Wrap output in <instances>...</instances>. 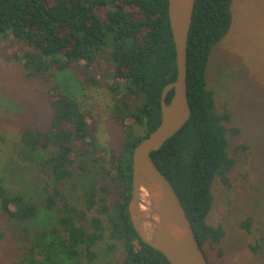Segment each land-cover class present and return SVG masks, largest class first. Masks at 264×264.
Listing matches in <instances>:
<instances>
[{"label": "trees", "instance_id": "obj_1", "mask_svg": "<svg viewBox=\"0 0 264 264\" xmlns=\"http://www.w3.org/2000/svg\"><path fill=\"white\" fill-rule=\"evenodd\" d=\"M233 1L195 0L186 58L191 116L151 153L176 192L201 248L219 247L225 235L223 226L209 223L208 218L215 186L230 188L236 164L228 135L238 131L230 127L226 106L221 113L216 111L207 86L210 53L230 30ZM0 34L26 46L15 59L27 79L50 82L66 72L85 90L106 87L109 115L121 127L117 145L98 150V115L83 107L72 94V85L65 89L60 79L50 85V126L21 130L15 141L31 152L46 153L38 164L44 175L43 203L46 211L56 214L57 223L42 237L36 234L17 246L11 264H100L102 255L108 257L104 264H169L140 240L127 211L133 148L158 126L160 93L176 78L167 0H0ZM103 57L110 69L101 76ZM171 95L172 90L167 102ZM235 150L247 153L249 147L236 145ZM90 154L96 165L88 174L81 159ZM4 179L1 174L0 221L35 218L38 207L21 195H8ZM239 227L250 234L251 219ZM5 238L0 223V242ZM247 247L254 254L260 248ZM217 253L222 255L220 248Z\"/></svg>", "mask_w": 264, "mask_h": 264}, {"label": "rangeland", "instance_id": "obj_2", "mask_svg": "<svg viewBox=\"0 0 264 264\" xmlns=\"http://www.w3.org/2000/svg\"><path fill=\"white\" fill-rule=\"evenodd\" d=\"M231 10L230 30L210 53L207 86L213 92L216 111L221 113L226 106L231 113L230 127L238 131L228 135L229 151L236 164L230 173V188L215 186L208 218L209 223L221 224L225 235L219 247L212 249L205 245L203 252L208 264H264V0H234ZM18 42L0 34V175L5 177L8 195H21L39 211L32 220L0 221L6 232L5 240L0 242V264H11L17 246L30 242L36 234L42 237L57 223L56 214L46 211L43 203L44 175L38 164L46 153L31 152L15 141L21 130H43L50 126L53 116L48 101L50 85L56 79H60L65 89L72 85L75 88L72 94L83 107L98 115V150L109 151L121 137L120 124L109 115L111 101L106 87L85 90L78 79L66 77V72L57 74L62 77H53L50 82L27 79L25 69L15 59L26 48L24 44L21 48L23 42ZM109 69L103 57L98 72L102 76ZM241 144L249 147L247 153L235 150ZM93 156L81 159L88 174L95 169ZM83 179L81 176L79 180ZM247 218L252 223L250 234L239 227ZM248 244L259 245L258 253L249 250ZM106 260L108 257L102 255L100 264Z\"/></svg>", "mask_w": 264, "mask_h": 264}, {"label": "water", "instance_id": "obj_3", "mask_svg": "<svg viewBox=\"0 0 264 264\" xmlns=\"http://www.w3.org/2000/svg\"><path fill=\"white\" fill-rule=\"evenodd\" d=\"M195 0H167L176 78L160 93V122L132 151L131 192L127 211L133 229L169 264H208L172 185L151 153L178 133L191 116L187 97V41ZM172 90L167 102L168 92Z\"/></svg>", "mask_w": 264, "mask_h": 264}]
</instances>
